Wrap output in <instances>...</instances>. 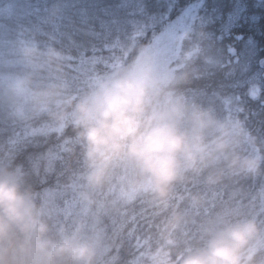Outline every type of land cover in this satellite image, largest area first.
<instances>
[{"label":"clouds","instance_id":"9594fccd","mask_svg":"<svg viewBox=\"0 0 264 264\" xmlns=\"http://www.w3.org/2000/svg\"><path fill=\"white\" fill-rule=\"evenodd\" d=\"M12 3L0 0V15ZM0 47V118L63 137L64 152L78 158L73 176L88 207L100 193L123 202L146 197L158 215L167 213L160 229L171 235L189 220L176 201L204 204L199 191L181 196L178 188L264 174V145L254 147L239 112L205 102L190 87L219 63L201 29L177 26L165 42L118 38L117 54L87 70H70L71 52L50 35L22 31ZM33 174L17 162L14 144H0V264H100L86 220L54 214ZM256 198L264 203V187L249 207ZM262 213L239 203L219 209L196 243L170 253V264H264Z\"/></svg>","mask_w":264,"mask_h":264},{"label":"trees","instance_id":"16d2710c","mask_svg":"<svg viewBox=\"0 0 264 264\" xmlns=\"http://www.w3.org/2000/svg\"><path fill=\"white\" fill-rule=\"evenodd\" d=\"M198 0H13L0 15V45L14 34L30 31L53 36L71 52L70 70L98 68L116 55L115 41L130 34L153 39L169 20ZM55 6V16L50 15ZM189 27L203 30L218 49L219 63L191 84L205 102L239 112L256 138L254 147L264 145V0H203L199 14ZM6 50L0 47V56ZM229 100L221 104L218 98ZM72 135L68 129L65 136ZM63 137L39 125L21 128L0 118V144L11 142L17 162L33 171L37 190H47L52 211L60 219L83 216L96 235L100 264H170V253L196 243L203 222L219 209L235 206L245 211L264 208L259 198L249 202L264 187V174L237 178L222 186L204 188L188 185L178 188L199 191L204 204L188 207L187 200L176 201L189 217L181 229L169 235L160 229L163 216L146 197L128 196V202L111 195L94 196L90 207L81 200L80 184L74 179L78 158L63 150ZM261 218H264L262 213Z\"/></svg>","mask_w":264,"mask_h":264},{"label":"rangeland","instance_id":"374dc122","mask_svg":"<svg viewBox=\"0 0 264 264\" xmlns=\"http://www.w3.org/2000/svg\"><path fill=\"white\" fill-rule=\"evenodd\" d=\"M202 4L203 0H198L189 5L177 18L169 20L166 26L154 35L153 39L159 38L161 42H165L171 31L177 26L189 27L198 16Z\"/></svg>","mask_w":264,"mask_h":264}]
</instances>
